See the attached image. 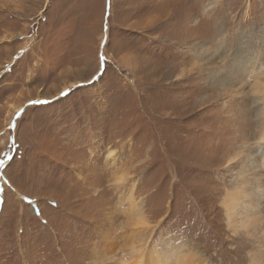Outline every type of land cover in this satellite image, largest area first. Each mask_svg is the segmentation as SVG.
<instances>
[{"label":"rangeland","instance_id":"rangeland-1","mask_svg":"<svg viewBox=\"0 0 264 264\" xmlns=\"http://www.w3.org/2000/svg\"><path fill=\"white\" fill-rule=\"evenodd\" d=\"M262 79L264 0H0V264L263 263Z\"/></svg>","mask_w":264,"mask_h":264},{"label":"bare ground","instance_id":"bare-ground-1","mask_svg":"<svg viewBox=\"0 0 264 264\" xmlns=\"http://www.w3.org/2000/svg\"><path fill=\"white\" fill-rule=\"evenodd\" d=\"M264 80V79H262ZM220 82V81H219ZM255 83H257V81H255ZM261 83V81H260ZM255 88V87H254ZM254 90V89H253ZM255 91L258 92L259 94L264 93V86H256ZM18 113L20 112V109L16 110ZM245 117V116H244ZM262 124H261V130H260V135L258 138V144L261 145V150H259V152H257L256 154L259 153V155L254 158L252 161H250V170L247 169L246 172L248 171H252L254 170L258 165L260 166H264V112L262 113ZM250 121V120H249ZM248 123V122H247ZM261 123V122H260ZM249 124V123H248ZM247 124V125H248ZM260 147V146H259ZM245 171H242L241 173L238 174V178H241L242 175H244ZM122 181V180H121ZM231 207L230 206H226V209L229 211L228 212V216L230 215H238L235 211H236V202L235 201H231ZM247 209H245L246 211ZM247 213V212H245ZM249 214V213H248ZM246 215V217L248 216V220L245 221L244 223L250 221V219L253 217V214H249ZM259 219H255L253 224L254 226V231L258 234L257 236L259 239L262 238L264 239V223H261L263 221H261ZM253 229V228H252ZM261 239V240H262ZM239 242V241H238ZM237 242V243H238ZM240 243V242H239ZM242 244V243H241ZM182 243L179 242L175 245V247H173V249H169L168 253H157V251L155 249L151 250V253H148L145 256H140L137 260H135V262L133 264H142L144 262L147 264H162L160 261H167L169 260V257H173V259L175 260V264H208L206 263V260L203 259L202 257L198 256V253L196 251L193 250H184L185 252H183L182 249ZM240 246V245H239ZM243 246V245H242ZM241 247V246H240ZM255 247V246H254ZM253 247V248H254ZM262 247V246H261ZM246 248V247H245ZM262 250V249H261ZM249 251V250H248ZM252 251V250H251ZM141 252V251H140ZM231 252V251H230ZM242 252V251H241ZM142 253V252H141ZM139 253V251L137 252V254H141ZM236 253V251H235ZM241 254V253H240ZM244 254V253H243ZM242 254V255H243ZM255 254V253H254ZM261 254V253H260ZM239 255V254H238ZM237 255V256H238ZM256 255L249 257L250 258V264H264V262H260V259H256ZM259 256V255H258ZM245 257V256H244ZM248 257V256H247ZM239 258V257H238ZM243 259V258H242ZM264 260V259H263ZM238 261V260H237ZM243 261V260H242ZM239 264V263H238Z\"/></svg>","mask_w":264,"mask_h":264},{"label":"snow or ice","instance_id":"snow-or-ice-1","mask_svg":"<svg viewBox=\"0 0 264 264\" xmlns=\"http://www.w3.org/2000/svg\"><path fill=\"white\" fill-rule=\"evenodd\" d=\"M101 62L103 63L104 62V58L101 57ZM0 163H3V160H0Z\"/></svg>","mask_w":264,"mask_h":264}]
</instances>
